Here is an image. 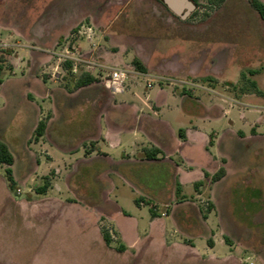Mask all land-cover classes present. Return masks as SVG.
<instances>
[{"label": "rangeland", "instance_id": "374dc122", "mask_svg": "<svg viewBox=\"0 0 264 264\" xmlns=\"http://www.w3.org/2000/svg\"><path fill=\"white\" fill-rule=\"evenodd\" d=\"M193 1L196 9L187 19L182 20L157 0H0V80H5V86L0 92V136L11 143L17 151L18 159H22L21 152L26 148L27 131L31 129L30 125H33L35 112L39 108L27 99L23 100L19 96L20 92L23 89L40 91L37 84L41 81L50 82L49 87L55 83L56 86L71 90L80 76L87 72L85 67L79 68L77 72L67 69V62L61 60L60 56L67 47L103 66L90 72L97 79V83L101 76L114 68L138 71L134 65V60L138 58L136 53L145 50L149 52L154 38H159L158 56L169 53L168 56L172 57L181 52L191 57L199 52L204 57L203 69L221 73L218 74L221 79L210 75L207 80L204 77L194 78L189 81V90L185 92H189L191 98L202 99L211 106H222L229 110V114L223 116L220 124L208 128L210 138L214 134L223 138L221 153H217V163L213 162L216 166L213 171L216 173L227 168L230 174L233 173L218 190L219 198L227 196L230 203V208L224 204L225 208L220 212V221L227 230V235L225 232L217 239L227 244L220 241L218 256H229L231 260L227 264H264V135L255 139L253 137L256 136V127L251 132L245 128L248 122L258 120L260 114L255 112L260 111L264 115V102L261 99L255 102L243 99L245 95L235 87L242 74L260 69L261 73L252 79L258 82L264 92V59L242 57L248 55L245 43L248 40L256 43L257 35L263 33L264 20L250 6L248 0ZM77 13H82L79 15L80 19L78 16H73V21L68 19ZM81 26L92 28L91 39L77 35ZM35 35L41 38L36 39ZM112 38L117 42L110 43ZM148 79L146 76L132 75L126 83L124 93H127L129 87L135 84L138 86L137 92L141 100L137 106L143 105L146 89L153 94L165 85L172 91L173 84H176L174 80L153 78V86L147 88ZM223 79L233 83H225ZM195 84H202L205 89L201 90ZM177 85L186 86L179 82ZM194 89L196 92L192 91ZM124 93L115 97L122 99ZM85 95L92 98L97 92L91 91ZM78 102L79 98H52L46 104L42 101L39 104L46 107L51 103L57 109L66 105L67 109H62L63 112L70 115L69 118H78L84 112L77 106ZM178 105L176 100L169 98L162 113L154 116L170 121L177 135L179 118H182L175 111ZM181 105L180 103V108ZM50 108L43 111V121L54 117V111ZM83 109L87 113L99 111L96 105H88ZM144 109L150 111L148 106ZM248 109L252 112L249 113ZM60 114L59 111L57 118H61ZM243 114L247 120L242 119ZM230 120L236 122V129L246 130L247 135L238 133L240 138L236 142L224 136L230 129ZM260 132L264 133V125L260 127ZM36 142L34 134L28 145L34 148ZM104 147L107 149L109 146L104 143ZM192 156L196 165L207 164L201 153ZM174 158L180 161L177 156ZM6 168L7 166L0 165V264H196L192 261L193 257L188 256V247H183V250L162 248L159 243L163 236L171 245L173 242L183 245L194 240L197 252L202 254L207 252L204 249L207 248V242L212 241L208 234L207 241L197 234L201 232L205 215L211 213L215 206L211 199L215 182L209 176L197 188L196 183L186 184L184 191L178 195L175 182H170V170L158 167L152 172H140V176L151 177L153 189L157 187L156 198H152V210L157 213L158 220L149 226L153 213L146 205L143 208L145 218L139 230L142 252H131L135 258L129 261L115 253V249L121 244L113 228L108 225L102 227V234L104 229L110 232L114 240L110 246L96 240L85 241L74 234H64L57 243L51 242L49 245L51 236L47 237L45 228L32 225L21 218L14 223L8 221L3 214V208L11 199L15 202L27 200L31 191L30 186L21 180V164L14 166L18 187L22 189L21 195L17 193L16 184L13 189L10 187ZM198 174L197 171L194 172L192 178L196 179ZM48 177L52 181L56 177L55 172L50 171ZM112 179L116 187L113 188L111 197L127 199V208L128 202L135 206L132 197L147 196L136 184L129 188L113 175ZM44 182L43 178L42 184ZM156 182L158 186L155 185ZM173 211L178 224L173 215L168 216ZM132 214L136 215L133 209ZM230 246L233 253L229 250Z\"/></svg>", "mask_w": 264, "mask_h": 264}, {"label": "crops", "instance_id": "0c3cea01", "mask_svg": "<svg viewBox=\"0 0 264 264\" xmlns=\"http://www.w3.org/2000/svg\"><path fill=\"white\" fill-rule=\"evenodd\" d=\"M81 14L77 13L67 18H71L73 21V16L79 18ZM36 36V39L41 38V36ZM257 36L258 45L257 42H249V40L245 43L248 55L242 56L243 58L264 59V30L260 36ZM113 39L115 38L110 39L109 42L116 43V39L114 41ZM154 39L149 52L145 50L136 53L138 57L136 59H140L146 69V73L139 72L146 77L174 80L176 84H173L172 91L168 90L165 85L153 94L149 92V89H146L142 106L136 105L140 104L141 100L136 84L128 88L127 93L122 95V99H117L115 95L102 88L97 81L79 89L75 84L71 90L56 86L55 83L49 87L48 83L50 82L41 81L37 84L40 91L31 92L30 89H23L20 92L19 96L23 100L27 99L29 103L37 105L39 109L35 112L36 118L33 125H30L31 129L27 131L26 148L21 152L22 159H18L17 151L11 143L0 136L9 146L15 159L12 170L16 187L21 190L22 194L21 187H18L14 168L21 164L23 169L21 180L30 186L31 191L27 200L15 202L11 199L4 207L5 209L3 208V214L8 221L14 223L21 218L32 225L45 228L47 237L51 236L48 241L49 245L51 242L57 243L60 236L64 234H74L76 237L81 236L85 241L96 240L107 246L102 234V227L108 225L113 228L120 244L125 247L123 252L116 248L115 253L118 257L131 261L132 258H135L130 254L131 252L134 254L136 250L142 252L139 230L145 218L143 208L148 205L153 213L149 222L150 227L158 220L157 213L152 210V198H156L157 187L153 189L151 177L149 175L140 176V172L143 170L152 172L158 167L168 169L171 174L170 182H175L176 186L180 184L183 191L186 184L205 183L207 180L205 177H214L217 172H214L216 166L213 162L217 163V153H221L220 147L223 138L216 134L210 138L208 128L220 124L224 119L223 116L229 114V110L223 109L220 105L221 108L211 106L209 103L203 102L202 99L191 98L189 92L185 91L189 90L191 84L189 81L194 78L204 77L206 79L210 75L221 79L218 77V74L221 75V73L212 71V69L204 70V61L202 60L204 57L199 55V52L196 56L191 57L185 56L181 52L172 57L168 56L169 53L164 56L161 53L158 56L159 38ZM237 44L239 43L237 42ZM205 60H207V56H205ZM255 70H259V74L261 73L260 69ZM86 73L91 74L90 72ZM223 81L226 80L223 79ZM178 82L186 86H179ZM225 83L232 84L233 82L226 81ZM4 86L5 80H0V92ZM195 86L201 90L205 89L202 84H195ZM91 91H96L97 95L89 98L85 93ZM192 91L196 92L195 89ZM244 95L243 99L253 100L252 102L261 99L264 102V99L255 94ZM52 98L55 100L79 98L77 106L84 112L79 114L78 118H69L70 115L62 110L67 109L66 105L57 109L51 103L46 107L39 104L40 101L46 104ZM169 98L176 100L177 105L179 104L175 111L182 116L179 118L178 135L170 121L164 118H154L156 114L162 113ZM53 102L55 101L53 100ZM180 103L182 104L181 108ZM88 105L90 107L96 105L99 107V111L93 110L87 113L88 111L83 108ZM145 106L150 107V111H146ZM47 107L53 109L54 117L45 121V133L37 140L33 148L32 145H28V142L36 133L38 124L42 121L43 111ZM59 111L61 118H57ZM248 112L252 111L248 109ZM255 113L260 114L257 117L258 120L248 122L245 128L251 132L256 127V136L253 138L257 139L260 135H264L260 132V127L264 125V115L260 111ZM112 116H119V118H111ZM242 117L247 120L244 114ZM235 125L236 122L230 120V129L224 134L234 142L240 138L238 133L246 134L245 128L236 129ZM181 130L183 131L182 135H180ZM104 143L108 144L107 149L104 147ZM89 145L91 146L88 147ZM153 146L162 151L157 160H149L144 154L145 148ZM197 153L204 156L207 164H195L192 155ZM175 156L180 161L175 160ZM50 171H54L56 177L51 181L48 190L39 194L37 188L43 186V178L47 177ZM196 171L199 174L196 179H193L192 175ZM225 171L224 178L216 181L212 186L211 199L215 206L211 213L205 215L201 232L197 233L206 241L207 234L212 237V241L207 242V248H204L207 251L206 254L197 252L194 240H189L183 245L174 242L171 245L163 236L159 243L162 248L172 247L183 250V247H188V256H192V261L196 264H227L230 262L229 256L219 257L217 250L220 241L222 244H227L217 239L225 232L227 235V230L220 221V212L224 210V204L230 208L229 197L220 199L218 190L225 184L228 177L233 176V173L230 174L227 168ZM112 175L125 187L130 188L133 184L138 185L147 196L132 197L135 206L128 202V208L125 207L127 199L120 196L111 197V192L116 187ZM158 177H155L157 181H159ZM155 185L158 186V183ZM137 199L141 200L139 204L136 203ZM132 209L136 215L132 214ZM170 215L176 219L174 211L168 216ZM175 221L178 224L177 219ZM145 235L147 236V234ZM229 250L233 253L231 246Z\"/></svg>", "mask_w": 264, "mask_h": 264}, {"label": "trees", "instance_id": "16d2710c", "mask_svg": "<svg viewBox=\"0 0 264 264\" xmlns=\"http://www.w3.org/2000/svg\"><path fill=\"white\" fill-rule=\"evenodd\" d=\"M164 4L166 7L167 5L165 4V0H157ZM213 1H219L223 2L224 0H213ZM250 6L259 14V16L264 20V1L262 0H248ZM168 8V7H167ZM169 9V8H168ZM67 69H71V63L67 62ZM134 65L136 66L137 70L146 73L145 67L141 64V62L138 59L134 60ZM259 70H250L247 73L242 74L241 79L239 83L235 86L241 94H255L257 96L263 97L264 98V92L260 89L258 83L256 80H253L252 77L255 75L259 74ZM249 74V75H247ZM97 79L94 78L91 74L89 73H84L80 76V78L77 80L76 83V88L79 89L81 87L88 86L94 82H96ZM46 130V122L41 121L38 124V127L36 129V139L38 140L40 137H42L45 133ZM183 131H180V135H182ZM144 154L147 159L149 160H157L159 155L162 154V151L153 146L151 148H145L144 149ZM14 156L9 148V146L0 138V165H5L7 166L6 168V174H7V179L10 183V187L13 189L15 187V180L13 177V170L12 166L14 165ZM225 175V170L220 169L213 177L214 182L221 180ZM45 182L42 187L37 188V192L39 194L45 193L48 188L51 185V179L50 177H45L44 178ZM201 185V182L196 183V188ZM177 194L180 195L182 191V187L180 184H177ZM141 202L140 199L136 200V203L139 204ZM103 237L104 241L108 246H110L113 243V238L110 232L106 229L103 230ZM118 251L123 252L125 250V247L120 245L117 248Z\"/></svg>", "mask_w": 264, "mask_h": 264}, {"label": "built area", "instance_id": "2783aa9c", "mask_svg": "<svg viewBox=\"0 0 264 264\" xmlns=\"http://www.w3.org/2000/svg\"><path fill=\"white\" fill-rule=\"evenodd\" d=\"M93 30L91 27L81 26L77 31L78 36H85L87 39H91V35ZM61 60L64 62L71 63V69L74 72H77L79 68L85 67L87 72H91L93 69L103 68L97 61L86 57L84 54H80L78 51L70 50L69 47L65 48L61 53ZM141 77L144 76L139 71L135 69H126V68H114L104 76L100 77L99 84L102 88L107 90L112 95H117L124 93L126 90V83L130 79L131 76ZM148 77V76H147ZM147 88H151L152 82L154 81L152 77H148ZM18 195L21 194V190H17ZM161 215L165 216V213H161ZM112 233V232H111ZM250 264H254L250 262Z\"/></svg>", "mask_w": 264, "mask_h": 264}, {"label": "water", "instance_id": "95a60500", "mask_svg": "<svg viewBox=\"0 0 264 264\" xmlns=\"http://www.w3.org/2000/svg\"><path fill=\"white\" fill-rule=\"evenodd\" d=\"M167 7L182 19H187L196 9L193 0H165Z\"/></svg>", "mask_w": 264, "mask_h": 264}]
</instances>
